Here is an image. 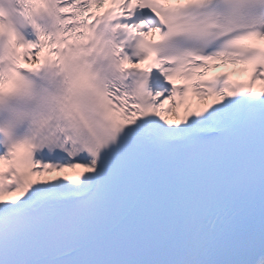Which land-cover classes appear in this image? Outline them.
<instances>
[{
    "label": "snow or ice",
    "instance_id": "1",
    "mask_svg": "<svg viewBox=\"0 0 264 264\" xmlns=\"http://www.w3.org/2000/svg\"><path fill=\"white\" fill-rule=\"evenodd\" d=\"M257 82L264 0H0V264H264Z\"/></svg>",
    "mask_w": 264,
    "mask_h": 264
},
{
    "label": "bare ground",
    "instance_id": "2",
    "mask_svg": "<svg viewBox=\"0 0 264 264\" xmlns=\"http://www.w3.org/2000/svg\"><path fill=\"white\" fill-rule=\"evenodd\" d=\"M257 86H264V85H261V84H259V82H257ZM201 102H199V101H197V100H194L193 101V105L195 106V105H197V104H200Z\"/></svg>",
    "mask_w": 264,
    "mask_h": 264
}]
</instances>
